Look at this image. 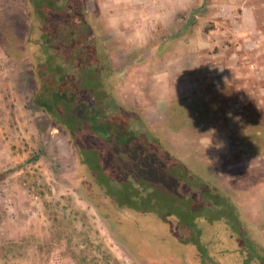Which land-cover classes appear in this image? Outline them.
Wrapping results in <instances>:
<instances>
[{"label":"rangeland","instance_id":"374dc122","mask_svg":"<svg viewBox=\"0 0 264 264\" xmlns=\"http://www.w3.org/2000/svg\"><path fill=\"white\" fill-rule=\"evenodd\" d=\"M134 1H87L90 23L118 71L117 99L142 116L169 154L216 187L219 206L264 242V0H196L190 13L175 15L208 34L207 42L200 39V63L189 65L183 56L161 66L156 44L130 38L134 22L146 17L135 8L142 0ZM204 3L219 15L197 17ZM27 24L22 0H0V30L22 40ZM169 45L163 54L175 56ZM12 50L18 57L0 44V263L199 264L187 246L148 247L111 229L83 193L65 134L30 104L29 55L21 42ZM119 123L100 129L124 131Z\"/></svg>","mask_w":264,"mask_h":264},{"label":"trees","instance_id":"16d2710c","mask_svg":"<svg viewBox=\"0 0 264 264\" xmlns=\"http://www.w3.org/2000/svg\"><path fill=\"white\" fill-rule=\"evenodd\" d=\"M22 1L23 39L2 28L0 44L12 58L18 57L12 45L24 46L33 76L30 104L65 134L83 193L111 229L145 239L148 247L187 246L199 264H264L254 227L220 207L216 187L169 154L142 116L119 102L118 71L90 23L88 0ZM112 121L124 131L100 129Z\"/></svg>","mask_w":264,"mask_h":264},{"label":"crops","instance_id":"0c3cea01","mask_svg":"<svg viewBox=\"0 0 264 264\" xmlns=\"http://www.w3.org/2000/svg\"><path fill=\"white\" fill-rule=\"evenodd\" d=\"M142 2L143 3L140 4L141 6L139 4H135V8L146 10L145 12L146 17L143 20H139V22L136 23L134 22V26H133L134 31L133 33L132 32L130 33L132 35L130 36V38H136V39L140 38L141 40L142 36H145L147 39V43L144 44L141 41V43H143L145 47L147 46L151 47V44L152 45L156 44L155 52L154 51L152 52H154L153 54H155L157 57L158 56L161 57V58L160 57L157 58L156 60L157 65L161 66L164 63L176 61L179 58H184L183 56H185L189 60V62H186V63H190L189 65L195 62L200 63V61L197 60V54L201 52V47L202 46L204 47L200 39L207 42L206 41L208 39L207 37H209L207 36L208 34L204 33L203 30H198L197 28L193 27L190 22L186 20H180V18L177 15H175L177 13H181V14L190 13L192 9H195L197 7L198 5L197 1L196 0H181V1L180 0H142ZM132 3H136V1ZM203 7L205 8L204 14L199 13L197 17L203 19V18L217 17L219 15L217 12L214 11V9L210 10L206 5V3H204ZM171 10H175V12L171 13ZM117 31L123 32V28L122 25H120V22ZM194 32H197L195 36L193 34ZM209 32H210L209 35H212L211 33H215V31L214 32L209 31ZM202 36H206L205 38L206 40L202 38ZM167 38L168 39L170 38V40H168ZM168 45L172 47L171 49L173 51L172 53L176 52L175 56H172V54H170L168 55V57H166V55L163 54L164 51L167 50ZM180 50H182V54L178 53ZM1 244H2V240L0 239V245ZM1 259H2V254L0 251V260Z\"/></svg>","mask_w":264,"mask_h":264}]
</instances>
